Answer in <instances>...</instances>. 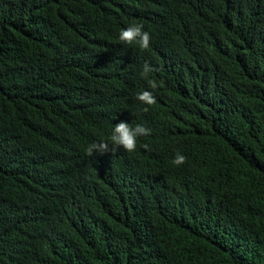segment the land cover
<instances>
[{"label": "trees", "instance_id": "16d2710c", "mask_svg": "<svg viewBox=\"0 0 264 264\" xmlns=\"http://www.w3.org/2000/svg\"><path fill=\"white\" fill-rule=\"evenodd\" d=\"M0 264H264V0H0Z\"/></svg>", "mask_w": 264, "mask_h": 264}, {"label": "clouds", "instance_id": "9594fccd", "mask_svg": "<svg viewBox=\"0 0 264 264\" xmlns=\"http://www.w3.org/2000/svg\"><path fill=\"white\" fill-rule=\"evenodd\" d=\"M119 40L124 45H138L141 50H148L150 48L151 37L146 31H143V25H132L127 29L121 30L119 34ZM154 71L147 63L143 66L142 76L147 77L148 73ZM151 88L157 87L156 81H149ZM136 99L142 104L152 106L156 104V99L149 91H142L137 94ZM146 107L144 111H147ZM151 134L150 129H146L141 125H136L135 128L131 127L129 123L120 122L114 126V130L110 137V141H100L99 143H93L87 148V154L93 156L94 153L103 155L108 152H113L117 148H122L126 152H134L136 150L137 137L148 136ZM149 146L144 145L147 149ZM186 162V157L181 154H177L172 161L173 165L181 166Z\"/></svg>", "mask_w": 264, "mask_h": 264}]
</instances>
